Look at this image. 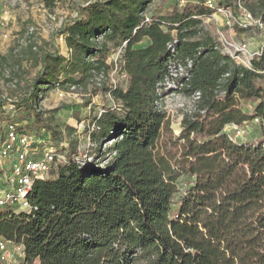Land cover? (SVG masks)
<instances>
[{"label":"trees","instance_id":"16d2710c","mask_svg":"<svg viewBox=\"0 0 264 264\" xmlns=\"http://www.w3.org/2000/svg\"><path fill=\"white\" fill-rule=\"evenodd\" d=\"M208 1L177 4L145 22L155 0H70L75 15L46 44L26 46L31 65L41 67L32 76L18 64L14 78L24 91L11 100L15 120H6L8 99L0 97V140L10 121L60 143L62 131L38 108L43 93L108 74L109 42L126 43L120 67L128 83L103 87L121 107L93 123L92 160L63 148L66 161L35 181L32 210L0 219V237L24 245L25 257L12 264H264V58L250 69L222 52L202 17L220 8L241 16L242 5ZM248 6L264 21V0ZM186 59L193 67L180 91H201L205 112L185 115L177 135L157 101L173 90L163 86L172 61ZM257 116L262 122L244 137L226 131Z\"/></svg>","mask_w":264,"mask_h":264},{"label":"rangeland","instance_id":"374dc122","mask_svg":"<svg viewBox=\"0 0 264 264\" xmlns=\"http://www.w3.org/2000/svg\"><path fill=\"white\" fill-rule=\"evenodd\" d=\"M184 1L155 0L146 14L150 16L156 12L164 13L174 5H185L188 1L195 0ZM240 2L244 8L249 9L248 4L253 5L255 0H240ZM70 14L75 15L70 0H56L53 7H48L45 0H19L16 3L13 0H0V55L2 56L0 58V97L7 98L10 107L11 100L24 91L23 83L19 84L18 81L17 87L13 85L14 75L19 69L18 64L21 65L22 71L29 72L32 76L41 67L31 65V61L25 56L26 43L46 44L51 33L57 30ZM202 21L204 30L215 38L219 46H221L222 34L226 37L232 36L237 41L247 40L252 48L258 46L262 39V34L254 30L230 29L226 23V16L222 13L202 17ZM57 41L62 53L67 55L68 49L64 38L59 36ZM123 45L117 46L114 42H109L108 62L112 65V69L108 73L105 86L126 87L127 85V79L120 67L123 52L119 54V51ZM61 78L64 79L65 75ZM68 86L64 84L45 90L38 108L44 118L51 120L62 131L64 139L60 143L52 140L57 149L66 148L68 152L71 148H75L82 158L94 157L97 147L93 141V123L104 110L120 109L121 105L104 88L95 87L92 80L85 81L81 89L75 93L70 92ZM186 96L188 95L183 94V97ZM169 115L175 134L178 135L183 121L182 111L179 108H173ZM17 116L16 112L10 110L5 118L15 120Z\"/></svg>","mask_w":264,"mask_h":264},{"label":"built area","instance_id":"2783aa9c","mask_svg":"<svg viewBox=\"0 0 264 264\" xmlns=\"http://www.w3.org/2000/svg\"><path fill=\"white\" fill-rule=\"evenodd\" d=\"M19 0H13L14 3ZM183 2H185L183 0ZM207 4L210 7L215 6L213 0H209ZM242 15L235 16L230 10L220 8L216 13H222L226 16V23L230 29H241L242 31L259 32L264 30V21L256 17L248 9L241 6ZM150 17L145 14V22H149ZM33 32V29H31ZM220 49L228 55L237 65L252 68L255 59L264 58V34H262L261 42L258 46L252 48L251 43L247 40L237 41L234 37H226L224 34L220 36ZM31 43V42H30ZM29 43H26V46ZM126 43H124L119 54L123 52ZM193 61L173 60L167 76L163 81V86L172 90L168 94L161 96L157 101V106L161 110H165L168 114L173 108H179L182 111V118L185 115H194L195 113L203 114L205 111L201 108L202 99L201 91L197 90L191 95L183 97L180 89L183 82L190 77ZM116 69L118 65L116 64ZM264 73V70L262 71ZM227 73L223 76L222 82L229 78ZM108 74L104 71H96L93 73L92 83L95 87L102 89L107 81ZM18 80L15 79L13 85L17 87ZM70 92H77L81 89L78 84H70L68 86ZM5 105V111L10 110L16 112L13 105L11 107ZM262 122L260 117H255L251 122H245L241 125L230 124L226 126V131L232 133L235 137H244L251 130L253 124ZM5 130L4 139L0 140V219L3 215L14 210L31 211L32 206L28 197L32 192L34 183L38 179L47 178L51 174L53 167L58 163L66 161V155L57 149L48 137L38 133L20 132L17 124L8 121L4 123ZM111 141H104L102 150L104 151ZM92 160V157H89ZM110 157L103 162L106 164ZM25 257V249L22 243L13 242L0 237V262L3 264H12L16 260ZM24 264V263H21Z\"/></svg>","mask_w":264,"mask_h":264},{"label":"crops","instance_id":"0c3cea01","mask_svg":"<svg viewBox=\"0 0 264 264\" xmlns=\"http://www.w3.org/2000/svg\"><path fill=\"white\" fill-rule=\"evenodd\" d=\"M147 43V40H145L144 42H143V44H146ZM125 76V75H124ZM125 78L127 79V83H128V78L125 76Z\"/></svg>","mask_w":264,"mask_h":264}]
</instances>
